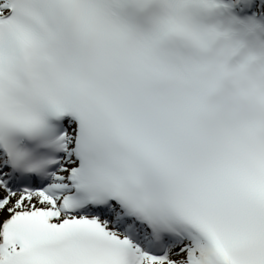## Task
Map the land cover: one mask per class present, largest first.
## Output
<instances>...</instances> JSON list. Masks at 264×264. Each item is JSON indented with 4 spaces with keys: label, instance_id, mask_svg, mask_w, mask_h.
I'll list each match as a JSON object with an SVG mask.
<instances>
[{
    "label": "snow or ice",
    "instance_id": "1",
    "mask_svg": "<svg viewBox=\"0 0 264 264\" xmlns=\"http://www.w3.org/2000/svg\"><path fill=\"white\" fill-rule=\"evenodd\" d=\"M0 264H264V0H0Z\"/></svg>",
    "mask_w": 264,
    "mask_h": 264
}]
</instances>
